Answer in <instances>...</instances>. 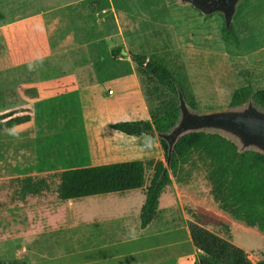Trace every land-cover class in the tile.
I'll use <instances>...</instances> for the list:
<instances>
[{
  "label": "rangeland",
  "instance_id": "374dc122",
  "mask_svg": "<svg viewBox=\"0 0 264 264\" xmlns=\"http://www.w3.org/2000/svg\"><path fill=\"white\" fill-rule=\"evenodd\" d=\"M69 1L52 0L51 5L59 7ZM84 7L80 6L84 16L79 11L77 27L59 23L48 38L51 48L60 53L56 59L44 52L42 37H32L30 46L35 52L19 59L27 62L21 68H12L13 39L4 29L9 21L0 17V113L35 98L38 89L31 84L36 83L33 69L37 61L41 66L58 62L64 68L57 73L63 72L64 77L71 73L81 88L94 80L112 82L137 77L148 109L150 101L145 90L149 85L136 74L133 55L163 59L174 69L175 62L183 64L197 103V109L191 111L198 114L230 109L231 96L242 87L264 89V0H241L238 4L232 20L240 42L238 48L222 41L221 14L204 16L176 0H88ZM67 81L64 79L63 84ZM110 89L118 91L114 83ZM76 97H69L73 106L70 111L63 109L62 99L50 101V115L37 116L34 130L27 119L0 122V264L23 261L7 257L14 232V214L9 207L17 196V186L10 180L44 177L92 164L88 156L89 127L80 116L85 110L78 102L75 105ZM99 134L106 138L104 133ZM188 142H194V146L183 148ZM163 161L172 185L162 192L160 213L149 232L164 235H154L152 244L157 250L130 245L128 248L136 250L135 264H212L190 244L187 227L184 229L178 197L188 195L186 190L190 188L197 190V201L219 213L220 221L211 226L224 239L247 250L253 263L264 260V153L242 149L225 133L203 130L182 135L174 145L171 162L166 164L165 157ZM198 207L201 206L191 201L187 214H194ZM228 213L233 214L232 227L227 226ZM246 223L248 228H244Z\"/></svg>",
  "mask_w": 264,
  "mask_h": 264
},
{
  "label": "crops",
  "instance_id": "0c3cea01",
  "mask_svg": "<svg viewBox=\"0 0 264 264\" xmlns=\"http://www.w3.org/2000/svg\"><path fill=\"white\" fill-rule=\"evenodd\" d=\"M87 1L70 0L58 7L51 5L52 0H0V17L5 16L8 19L9 24L4 29L13 39L12 68L26 66L27 62L20 60L35 52L30 46L32 37H42L45 42L42 46L44 52L50 53L51 57L56 59L60 53L51 48L48 38L57 30L56 25L59 23L64 22L77 27L80 21V6L82 5L84 9ZM34 65L36 83L31 84V87L38 89L37 95L35 98H29L27 104L18 107L24 109V112L4 121L27 119L34 130L37 116L50 115L52 111L50 101L62 99L63 109L70 111L73 106L69 97L77 95L74 103L82 105L80 107L85 111L80 113V116L89 127L88 156L92 164L84 167L137 160H160L164 163V151L156 133L155 137H129L136 138V141H131L122 137L126 135L109 128L110 125L121 122H127L131 126H142L151 121L142 86L137 77L118 78L112 82L94 80L81 88L71 73L67 77H64L63 72L60 75L57 73L59 68L62 70L64 68L59 67L58 62L41 66L37 61ZM64 79L68 81L63 84ZM113 83L118 87L117 92L110 89V84ZM99 133H104L106 138H101ZM107 136L111 139L109 140ZM134 143H138L137 146H133ZM186 191L188 195L178 197L185 223L184 229L186 230L187 222H193L224 239L220 232L211 226V223H218L221 219L216 209L197 201L195 194L197 190L194 188ZM147 199L146 186L67 201H61L54 193L46 192L25 197L17 195L9 207L14 214L12 221L14 232L8 243L7 257H19L16 259H22L21 262L26 264H62L64 261H69L68 264L106 262L135 264L136 250L128 247L135 245L134 247H154L157 250L152 244L155 242L154 235H164L149 232L153 221L145 228L140 226V212ZM193 200L201 207L190 215V212L187 214L186 211ZM160 201L161 196L159 205ZM231 214L226 215L229 220L228 227H232ZM136 219L139 221L138 224ZM249 226L244 225V228ZM263 227L264 225L261 227L262 230ZM186 232L188 241L192 244L189 232ZM225 240L233 243L231 239ZM244 251L248 254L247 250Z\"/></svg>",
  "mask_w": 264,
  "mask_h": 264
},
{
  "label": "trees",
  "instance_id": "16d2710c",
  "mask_svg": "<svg viewBox=\"0 0 264 264\" xmlns=\"http://www.w3.org/2000/svg\"><path fill=\"white\" fill-rule=\"evenodd\" d=\"M223 42L238 48L239 38L233 26L229 30L221 29ZM135 64L136 74L149 86L146 87V98L150 101L149 114L151 121L142 126H131L127 122L112 124V130L128 137H153L154 133H168L179 119L178 90L190 109L196 110L197 103L191 93L190 82L183 64L175 62V69L166 65L160 58L146 59L141 55L131 57ZM252 99L264 109V89L254 91L250 86L236 90L230 99V107L238 108ZM18 108L0 113V122L24 112ZM167 158V145L160 140ZM186 145V146H185ZM194 146V142L185 143L183 148ZM17 186L16 194L20 197L54 193L56 198L67 201L75 198L124 192L140 189L148 190V199L141 209L139 221L141 228L147 227L157 218L161 193L171 186L167 168L160 160L128 161L100 166L76 167L53 172L44 177L26 176L11 179ZM189 237L193 247L203 253L212 264H264V261L253 263L248 254L229 241L207 229L187 222ZM2 264H26L25 262H7Z\"/></svg>",
  "mask_w": 264,
  "mask_h": 264
},
{
  "label": "water",
  "instance_id": "95a60500",
  "mask_svg": "<svg viewBox=\"0 0 264 264\" xmlns=\"http://www.w3.org/2000/svg\"><path fill=\"white\" fill-rule=\"evenodd\" d=\"M191 5L204 16L221 14L229 30L241 0H176ZM124 53V52H123ZM179 119L168 133H156L167 145L166 164L172 159L174 145L189 132L212 130L234 138L242 149L254 148L264 153V109L251 101L238 108L198 114L188 107L178 90Z\"/></svg>",
  "mask_w": 264,
  "mask_h": 264
},
{
  "label": "built area",
  "instance_id": "2783aa9c",
  "mask_svg": "<svg viewBox=\"0 0 264 264\" xmlns=\"http://www.w3.org/2000/svg\"><path fill=\"white\" fill-rule=\"evenodd\" d=\"M112 92H109V94H111Z\"/></svg>",
  "mask_w": 264,
  "mask_h": 264
}]
</instances>
